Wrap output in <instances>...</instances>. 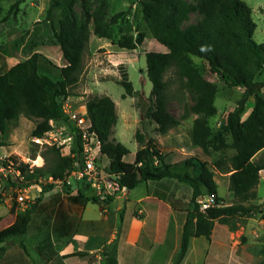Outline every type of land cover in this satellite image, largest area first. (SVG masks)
Returning <instances> with one entry per match:
<instances>
[{
  "label": "trees",
  "instance_id": "1",
  "mask_svg": "<svg viewBox=\"0 0 264 264\" xmlns=\"http://www.w3.org/2000/svg\"><path fill=\"white\" fill-rule=\"evenodd\" d=\"M48 1L47 19L66 61L61 67V78L54 80L39 73L37 53L0 72V134L5 133L10 120L21 114L38 119L32 131L36 137L52 129L51 120L67 121L63 99L72 94L71 88L79 81L83 56L92 33L130 50L137 49L146 37L140 30L135 37L114 40L113 25L127 12L110 15L108 0H95L94 5L91 0H81L80 13L76 9L78 0ZM21 2L23 0H17L11 7L16 8ZM140 3L153 38L167 48V51L146 52L147 74L153 85L146 116L156 123V131L161 134L179 124V119L169 111V82L165 78L166 73L174 68L190 97V102L185 103L184 115H196L191 131L193 145L203 152H209L211 148L233 150L226 167L227 171H232L229 189L233 192V202L224 203V198L218 194L214 171L204 159L190 156L181 163L186 171H177L176 165L166 160L154 139L146 140L140 130L136 132L140 147L133 161L125 160L130 149L114 137L118 114L116 103L109 95L89 97L86 112L91 130L100 139L101 152L109 158L107 169L117 176L120 184L133 189L143 182L176 179L191 187L193 206L184 210L186 219L180 247L172 263L181 264L191 238L203 236L210 239L215 220L227 223L235 216H250L262 211L254 201L258 197L256 189L260 170L264 169V157L254 159V156L264 149V80L257 79L264 71V43L253 37L256 22L251 6L243 0H140ZM191 13L196 14L194 22H189ZM195 58L201 62H196ZM206 65L227 85L244 88L237 106L226 112L222 124L213 133L208 120L217 113L215 98L218 89L202 73ZM119 83L125 89L124 98L133 94L134 86L125 69ZM251 97L252 108L243 117ZM75 140L72 151L79 155L81 139L76 136ZM46 153L51 154V161L43 166L30 167L29 163L14 155L3 161L2 166H13L19 171L16 182L20 186L39 183L42 177L63 178L73 168L75 158L63 155L59 147L51 146ZM47 154L45 157L49 159ZM225 160L220 158L216 166L223 169ZM46 187L49 185L43 186L42 191L47 190ZM206 195H215L216 205L202 211L198 199ZM74 199L82 205L100 200L97 196H85L81 190ZM32 212L31 207L17 213L12 224L0 229V258L5 254L8 238L21 237L27 232ZM20 245L28 253L23 240ZM104 256L106 264H118L116 243L105 250Z\"/></svg>",
  "mask_w": 264,
  "mask_h": 264
},
{
  "label": "rangeland",
  "instance_id": "2",
  "mask_svg": "<svg viewBox=\"0 0 264 264\" xmlns=\"http://www.w3.org/2000/svg\"><path fill=\"white\" fill-rule=\"evenodd\" d=\"M16 1L0 0V72L6 71L17 62L37 53L39 73L58 80L61 78V67L66 61L53 36L51 23L47 19L49 1L23 0L16 8H12V4ZM243 1L251 6L252 17L256 22L253 37L257 42L264 43V0ZM108 2L110 15L119 11L127 12L123 19L113 25L114 40L117 41L126 36L135 37L140 30L145 32L146 37L137 49L130 50L120 47L108 38L98 37L92 33L83 56L79 81L71 88L72 94L63 99V103H68L69 107L77 112H86V101L89 97L109 95L116 103L118 114L114 137L130 149V153L125 156L127 161H133L140 147L136 138V132L140 130L146 140L154 139L157 147L166 155V160L174 162L177 171H183L182 161L193 155L204 159L209 167L215 170L217 160L224 158L226 159L224 167H227L233 153L231 148L219 151L211 148L209 152H203L202 149L193 145L191 131L196 115H184L185 103L190 102V97L184 87V82L174 68L166 73L165 78L169 82V111L180 122L165 134L156 131V123L146 116L147 108L151 103L149 96L153 87L147 74L146 52L163 51L165 45L153 38L144 19L140 0H108ZM91 3L94 5L96 1L91 0ZM76 9L79 13L81 12V0H78ZM195 19L196 14L191 13L189 22H194ZM90 28L93 29L92 24ZM194 60L201 62L199 58ZM123 69L127 71L134 86L133 94L125 98L123 97L125 89L119 83ZM202 73L208 80L214 82L218 89L215 98L217 113L208 120L213 133L222 124L226 112L237 106L244 93V88L227 85L217 74L210 72L207 65ZM257 79L264 80V71L258 75ZM246 105L243 117H246L249 109L252 108V97ZM37 122V118L21 114L17 119L10 120L5 133L0 134V142L3 143L0 145V218L3 219V223L13 221L17 213L24 210L21 209L17 200L20 187H22L16 182L17 172L13 166H2V162L12 155L29 163L30 166H43L51 161V154H47L46 151L52 145H39L34 140L35 136L32 135ZM64 127L74 136L70 148L67 147L68 144L59 147L63 155H68L71 154L76 142L72 123L67 117V121H54L52 125V128L57 131L55 135L57 138L65 136ZM46 154L49 159H46ZM262 154L264 155V152ZM109 162V158L104 154L98 157L100 168L104 169L107 179L111 180L114 176L107 169ZM189 170L191 171L190 168ZM13 181L16 183L13 184ZM70 181L71 183H45L43 186L49 185L45 191H39L35 186L36 183L29 184L33 187L28 192L25 202L26 209L32 207L33 212L26 232L28 248L33 256L37 254L33 243L41 237L44 239L41 246L48 250L49 260L57 247L64 245V242L75 236L78 253L72 257L74 264H106L104 252L117 243L118 237L116 241L108 244L113 233L111 230L101 239H97L103 248L96 252L89 251L93 243L94 246L96 245L95 236L88 237L83 244L78 242L77 234L80 233L83 205L74 198L79 190L85 196L99 197V203L93 201L87 203L84 213L92 218L100 215L101 210L102 214H108L110 211L109 198L122 200L124 198L121 197L120 192L116 191L103 201L104 194L98 195V192L85 181L74 177L70 178ZM151 183V191H155V194L170 202L173 208L184 211L193 206L191 203L192 189L188 184L176 179H164ZM146 190V184L140 183L128 197L138 199L146 193ZM219 192L223 195L226 193V188L222 183L219 185ZM257 193V202H262L264 200V178L258 185ZM259 205L263 208L262 203ZM134 212H136L135 209ZM165 213L162 215H169L168 210ZM166 217L170 221V217ZM119 222L117 221V228ZM16 238L17 236H11L6 242L9 241L11 245ZM19 238L22 240V236ZM12 250L16 251L15 248ZM181 264H264V208L261 212L250 216H235L227 223L215 220L210 239L203 236L197 237L191 243Z\"/></svg>",
  "mask_w": 264,
  "mask_h": 264
},
{
  "label": "crops",
  "instance_id": "3",
  "mask_svg": "<svg viewBox=\"0 0 264 264\" xmlns=\"http://www.w3.org/2000/svg\"><path fill=\"white\" fill-rule=\"evenodd\" d=\"M163 51H167V48L165 47ZM263 152L264 149L259 151L254 156V159L264 157ZM225 163L223 164V169L217 167L216 170H212L214 171V179L218 184V194L224 198L225 204H231L234 200L233 192L229 189V178L232 171L226 170V166L224 167ZM184 171H186L185 168L180 172ZM263 178L264 169L260 170V181ZM144 183L147 187L146 193L138 199L128 197L134 188L129 189L127 198L124 200L112 198L110 200V211H108V214H102L101 210L100 215L94 218L88 217L84 213L87 203L83 205L80 233L77 234V237H79L77 238L79 239L78 242L83 244L90 236H95V241H97V239H101L113 230L108 244L116 241L118 237L116 243L118 264H172L180 247L186 212L173 208L170 202L164 200L160 195L155 194V191H151V181ZM220 183L226 188L224 195L219 192ZM257 199L254 203H262L264 208V200L257 202ZM134 209L136 212H134ZM166 210L169 211V215L163 216L166 214ZM166 216L170 217V221H168ZM14 221L15 219L9 223H3V219H1L0 229L12 224ZM117 221H120L118 228L116 227ZM26 234L22 236V240L28 253L20 245L21 240L17 236L13 244L10 245L9 241L5 243L6 251L4 256L0 258V264H74L72 257L77 252V240L75 236L73 239L64 242V245L57 247L54 255L48 260V250L41 246L44 239L38 237L37 242L33 243L35 251L37 252L33 256L26 243ZM196 238H191L190 245ZM93 244L90 246V252H96L103 248V245L98 241L95 242V246ZM102 244L105 245V243ZM13 248L16 251H13Z\"/></svg>",
  "mask_w": 264,
  "mask_h": 264
},
{
  "label": "built area",
  "instance_id": "4",
  "mask_svg": "<svg viewBox=\"0 0 264 264\" xmlns=\"http://www.w3.org/2000/svg\"><path fill=\"white\" fill-rule=\"evenodd\" d=\"M63 111L66 116L69 118V122L72 123V131L76 136H79L82 143V151L79 155L71 152L72 157L75 158L73 168L70 172L65 175L63 178H54L53 176L42 177L40 178L39 183H36L35 186L39 191H42L43 184L45 183H71L70 178H76L85 181L92 188L98 192V195L104 194L103 201L108 198V195L116 191L120 192L122 198L126 199L129 188L127 185L120 184L117 180V176L112 174L113 179L108 180L104 174V169L100 168L98 163V157L102 154L101 152V142L97 134L91 130V121L87 116V112H77L74 109H71L68 103H63ZM53 120L50 121L53 125ZM65 131L63 138H57L55 135L57 131L53 128L47 131L43 136L34 138L35 142L39 145H57L58 147L68 144L67 147L70 148L71 142L73 140V134L69 133L66 127L63 129ZM68 130V131H67ZM63 131V132H64ZM77 156V157H76ZM34 167V166H30ZM17 175L19 171L17 170ZM33 185H25L20 187V193L18 194L17 200L22 210L27 208L26 198L28 192L32 189ZM105 187V188H104ZM109 193V194H106ZM200 210L204 211L209 207L216 205L215 195H206L201 196L198 199Z\"/></svg>",
  "mask_w": 264,
  "mask_h": 264
}]
</instances>
